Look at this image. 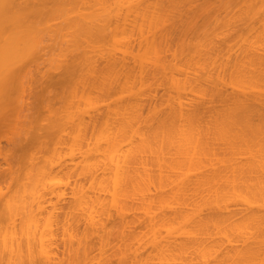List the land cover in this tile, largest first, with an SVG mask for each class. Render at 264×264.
<instances>
[{
	"label": "bare ground",
	"instance_id": "bare-ground-1",
	"mask_svg": "<svg viewBox=\"0 0 264 264\" xmlns=\"http://www.w3.org/2000/svg\"><path fill=\"white\" fill-rule=\"evenodd\" d=\"M0 264H264V0H0Z\"/></svg>",
	"mask_w": 264,
	"mask_h": 264
}]
</instances>
